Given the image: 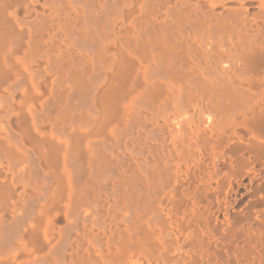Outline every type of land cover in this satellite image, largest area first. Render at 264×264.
I'll use <instances>...</instances> for the list:
<instances>
[{
	"label": "bare ground",
	"instance_id": "obj_1",
	"mask_svg": "<svg viewBox=\"0 0 264 264\" xmlns=\"http://www.w3.org/2000/svg\"><path fill=\"white\" fill-rule=\"evenodd\" d=\"M0 264H264V0H0Z\"/></svg>",
	"mask_w": 264,
	"mask_h": 264
}]
</instances>
